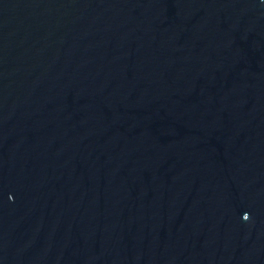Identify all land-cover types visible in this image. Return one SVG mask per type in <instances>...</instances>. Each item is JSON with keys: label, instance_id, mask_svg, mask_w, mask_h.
Masks as SVG:
<instances>
[{"label": "water", "instance_id": "95a60500", "mask_svg": "<svg viewBox=\"0 0 264 264\" xmlns=\"http://www.w3.org/2000/svg\"><path fill=\"white\" fill-rule=\"evenodd\" d=\"M0 264H264V0H0Z\"/></svg>", "mask_w": 264, "mask_h": 264}]
</instances>
